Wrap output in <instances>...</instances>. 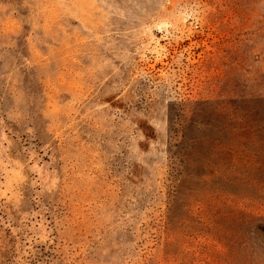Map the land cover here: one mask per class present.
Masks as SVG:
<instances>
[{"label":"rangeland","instance_id":"rangeland-1","mask_svg":"<svg viewBox=\"0 0 264 264\" xmlns=\"http://www.w3.org/2000/svg\"><path fill=\"white\" fill-rule=\"evenodd\" d=\"M0 264H264V0H0Z\"/></svg>","mask_w":264,"mask_h":264}]
</instances>
